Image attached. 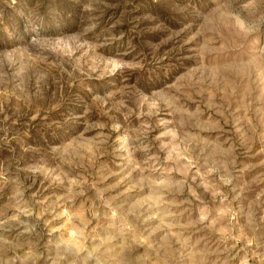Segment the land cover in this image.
<instances>
[{
    "label": "rangeland",
    "instance_id": "374dc122",
    "mask_svg": "<svg viewBox=\"0 0 264 264\" xmlns=\"http://www.w3.org/2000/svg\"><path fill=\"white\" fill-rule=\"evenodd\" d=\"M0 264H264V0H0Z\"/></svg>",
    "mask_w": 264,
    "mask_h": 264
}]
</instances>
